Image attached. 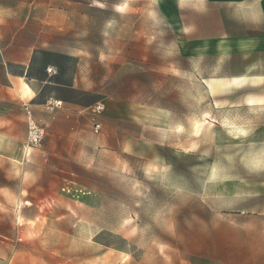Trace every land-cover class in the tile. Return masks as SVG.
<instances>
[{
    "label": "rangeland",
    "instance_id": "374dc122",
    "mask_svg": "<svg viewBox=\"0 0 264 264\" xmlns=\"http://www.w3.org/2000/svg\"><path fill=\"white\" fill-rule=\"evenodd\" d=\"M230 4L0 0L3 38L95 96L44 110L28 154L25 107L0 102L19 140L0 163V264H264V104L244 100L264 81L212 93L264 69V31L241 53Z\"/></svg>",
    "mask_w": 264,
    "mask_h": 264
},
{
    "label": "crops",
    "instance_id": "0c3cea01",
    "mask_svg": "<svg viewBox=\"0 0 264 264\" xmlns=\"http://www.w3.org/2000/svg\"><path fill=\"white\" fill-rule=\"evenodd\" d=\"M226 1L231 2L230 5H237L240 13L245 16H242L243 21L240 22L239 33L232 34L231 27L229 26L228 30H226V39H238L239 49L245 56L254 51L257 52L258 46L247 40L253 37L250 31H264V0H255L253 10L248 9L249 5L246 3V0ZM248 12L253 14V18L250 15L247 20L246 16ZM4 33H6V28L2 25V20L0 19V102L8 100L16 101L24 107L25 105L33 107L34 117L42 125L46 117L42 106L50 100H61L60 97L57 96L59 88L75 91L82 90L71 82L61 81L63 73L60 72L58 63H39L38 53L35 52V50H32L24 57L21 51L22 46L14 45L13 40L9 42L3 38ZM58 53L63 54L62 52ZM49 68H53L54 72L50 74L48 72ZM263 81L264 69L262 68L259 70L256 67L251 73L239 77L216 80L212 85V93H231L233 89L242 88L245 85H260ZM244 100L246 105H263L264 95H248ZM63 102L65 104L81 106L77 103ZM2 120L3 118L0 119V122ZM25 128L27 138L26 118ZM0 137H2L4 141V144L0 146V163L4 165L8 160L12 159L13 156L12 151L7 146V142L14 143V141L18 142L19 140L2 132H0ZM24 144L25 142H23L21 146L23 152H25Z\"/></svg>",
    "mask_w": 264,
    "mask_h": 264
},
{
    "label": "built area",
    "instance_id": "2783aa9c",
    "mask_svg": "<svg viewBox=\"0 0 264 264\" xmlns=\"http://www.w3.org/2000/svg\"><path fill=\"white\" fill-rule=\"evenodd\" d=\"M48 72L51 74L54 72L53 68H49ZM65 103L62 100H50L42 107L46 112L54 113L57 110L63 108ZM105 105L103 103H97L94 106V110L98 113L103 111ZM25 118L27 126V141L24 144V151L28 154L33 148H40L45 139V129L34 117L32 108L29 105H25ZM95 132L101 130V124L96 123L94 125Z\"/></svg>",
    "mask_w": 264,
    "mask_h": 264
},
{
    "label": "trees",
    "instance_id": "16d2710c",
    "mask_svg": "<svg viewBox=\"0 0 264 264\" xmlns=\"http://www.w3.org/2000/svg\"><path fill=\"white\" fill-rule=\"evenodd\" d=\"M57 56L60 58V59H63L65 60L67 58V56L63 55V54H57ZM59 69H60V72H63V68L61 65H59ZM80 93L82 95V97H85V98H94V94L92 93H89V92H84V91H75V90H68L66 88H59V92H57V96L60 97V99L62 101H66V102H69V103H77L81 106H84V103L83 101H77L74 99V95L75 94H78ZM93 104H97L99 103L98 100L94 99L91 101Z\"/></svg>",
    "mask_w": 264,
    "mask_h": 264
}]
</instances>
